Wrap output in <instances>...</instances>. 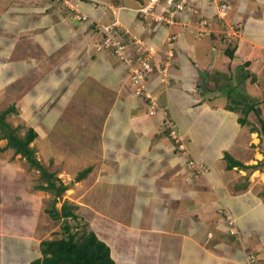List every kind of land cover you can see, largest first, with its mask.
<instances>
[{
  "label": "crops",
  "instance_id": "0c3cea01",
  "mask_svg": "<svg viewBox=\"0 0 264 264\" xmlns=\"http://www.w3.org/2000/svg\"><path fill=\"white\" fill-rule=\"evenodd\" d=\"M79 1L73 0L70 10L69 6L58 8L55 0H0V85L22 78L26 68L36 69L37 57L46 61L55 53L54 63L44 61L46 73L39 78L40 84L28 90L32 104L44 107L34 113L39 123L31 127L37 133L33 147L42 142L48 153L58 135L57 126L68 119L61 117V107L82 106L85 101L101 107L103 129L96 147L100 158L94 163L99 165L91 168L102 169L92 178L97 176L94 187L103 195L97 201L94 198L97 205L89 213L91 219H105L100 234L106 233L104 242L115 264H264V196L258 192L263 182L259 183L258 171L252 175L236 167L228 170L223 160L224 153H229L246 166L257 164L254 152L247 155L253 133L238 123L236 112L225 109L228 102L218 101L224 94L213 93L214 88L200 90L206 74L226 75L240 53L235 47L233 59L225 51L221 54L219 45L228 23L241 29L239 39L246 42L241 54L249 63L248 73L256 72L257 58L264 64V18L255 19L253 27L239 10L230 19L235 7L229 0H224L228 7L223 18L209 0H191L189 13L172 25L124 10L119 15L120 29L151 50L154 64L171 61L169 84L160 82L157 66L148 78V88L157 94L164 113L150 115L146 105L133 97L124 67L101 47V36L92 26L98 21L113 23L115 6L141 4ZM237 1L243 8L245 1L233 2ZM78 14L88 20L78 19ZM204 20L209 33L204 29L198 36ZM242 74H237L238 80ZM255 75V83H261L262 77ZM84 91L91 93L90 99H80ZM77 114L68 117L79 122L81 113ZM164 117L176 125L188 155L176 151L163 130ZM190 160L202 165L205 174H195L187 164ZM24 162L0 138V247L7 244L0 248V264H25L41 257L44 229L39 223L42 199L48 194L34 190L35 177H27L30 171L26 172ZM224 212L236 218L241 238L227 232ZM122 217H127L124 222L116 219Z\"/></svg>",
  "mask_w": 264,
  "mask_h": 264
},
{
  "label": "rangeland",
  "instance_id": "374dc122",
  "mask_svg": "<svg viewBox=\"0 0 264 264\" xmlns=\"http://www.w3.org/2000/svg\"><path fill=\"white\" fill-rule=\"evenodd\" d=\"M55 1H56L55 5L58 8L59 7L60 8H66L67 6H69L70 10L72 9V7H74V4H75L73 2V0H55ZM74 1L77 3V1H79V0H74ZM97 1L98 2H104L105 0H97ZM233 1L234 0H229V2L234 4V7H235L232 14L230 15V19H234L235 18L234 15L237 14L239 10L242 11L241 18L244 19L245 22L250 21L249 23H251V24H253L255 19H257V18L258 19L264 18V0H242V1H245L243 3V4H245V5H243V8H240L242 4L239 5L238 1H237V3H235L236 0H235V2H233ZM48 2H51V0H48ZM218 2L219 1L216 0V4ZM144 3H145V0H143L142 3L139 2V4H141V5H143ZM141 5H139V6H141ZM224 5L228 7L227 3H225ZM120 8L118 6L114 7V10H116L115 16L117 17V19L113 22L112 25L118 26L119 24L118 23L116 24V22H118V20L120 19L119 15H121V13L124 12V10L127 11L130 9V8L124 7V5H121ZM131 9H134V8H131ZM132 11H130V12H132ZM161 15H163L165 18L169 19L170 12L168 13L167 11H164V12L162 11ZM225 15H226V13H225ZM77 18L88 20V17L86 15L78 14ZM227 18H229V17H227ZM230 19L228 20L229 22H230ZM159 23H163L164 25H168L166 22H163V21H161ZM184 23H186V22L184 20H181L179 24H182V26H184ZM243 24H244V21H241V25H243ZM97 25L100 26L103 24L98 21ZM108 25H110V24H108ZM227 25H228V27H226V29L223 31V34H222V40H223V41H221L222 44L219 45V46H221V50H220L221 54H223L225 50H227V49L231 50L234 47H237V50L239 48L240 53L238 55H235L236 56L235 63L233 64L234 66H232V68H231L232 72L229 71V73H228V71H227L226 75L225 74L222 75L221 73H219L218 75H215L214 72L210 73L209 75L206 74L205 75L206 81L203 82L204 79H203V81L201 80L202 85H200V88H201L200 90L206 91L210 88L220 89V91L222 90L223 92L222 91L218 92L217 90H215L213 93L224 94V99H219L218 101H220V102L226 101L231 106H236V104L233 101H236L237 103L240 102L242 104L250 103V102L251 103H258V109L260 110V116L264 120V64L262 63V58L256 59V61L258 60L259 65H257L255 67V71L262 77V79H259V81H262V82L259 84H258V82H256V83L251 82L252 75L253 74L255 75V73H256V72L251 71V70H249V71H251L253 74H250L251 73L250 72L249 73L250 77L248 78L251 83L249 82V80L246 82H239L240 79L238 80L237 74H242L243 71H245V70L248 72L246 67H242V65L244 63H246L245 61H247L246 60L247 58H246V56L243 57V55L241 54L242 53L241 49L244 48L246 42L242 41L241 38L239 39V37H241L242 33H241V29L239 27H237V25H229V23ZM255 25L256 24H253V27ZM262 27L264 28V26H262ZM207 28L208 27L206 26L204 29H207ZM94 31H95V29H94ZM89 32H91V31H89ZM71 33L77 34L78 30H72ZM118 33L120 34V31L117 30L116 34H118ZM206 33H209V29H207ZM99 34H100V36H102L101 33H99ZM197 34L199 36V34H202V33L197 32ZM101 39H102V37H101ZM123 40H124V42H126L127 39L123 38ZM16 47H18V44ZM105 49L109 50L112 53L110 48H105ZM44 54H46V53H44ZM54 54L55 53H52L51 56H53ZM20 55L22 56V58H25L26 52H24V54L21 53ZM147 55H148V53H147ZM239 55L241 56L240 60H238V58H237V56H239ZM51 56L48 57L46 59V61L45 60L44 61L48 62L49 64L54 63L53 60L51 59ZM37 59L40 62H39V65L36 67V69L27 71L28 68H26L25 73H23V75H20L22 78H19L15 82L8 83L5 87L0 85L2 87V88H0V111H4L10 107L14 108V113L9 114L6 117V121H7V123H10L14 129H16L17 127L19 128L17 131L19 136H23L24 133L27 131V129L31 128L33 124L39 123V122H36V120H35L36 117H34V113H35V111H41V109L44 108L43 106H39V105L34 106L32 104V100H31L33 98V96L30 93H28V90H30L29 88H33L35 85L40 84L39 78L44 77L45 75H43V74L46 73V71L44 72V70L46 68H45L43 59L38 58V57H37ZM241 61H242V63H241ZM168 62H169V67H170V62H171L170 59H166L164 61V63H168ZM237 62H239L240 64L235 65ZM160 64H162V63H159L158 65H160ZM153 65L155 66L154 63H153ZM50 67H51V69L53 68V66H51V65H50ZM125 73H126L127 79L129 80L126 71H125ZM167 75H168V72H167ZM229 76L231 77L230 80L227 79V77H229ZM255 76L257 77V80H258L259 76L258 75H255ZM203 78H205V77H203ZM161 79H162V77H161ZM165 79H167V80H165L163 84H166V85L169 84L170 83V77L167 76V78H165ZM147 83H148V81H147ZM148 93L154 99V107L162 109L159 105L157 94L149 88H148ZM132 95H133V97H136V94L133 90H132ZM87 97L90 99L91 93L89 91H88V93H86L84 91V93H82L80 99H84ZM136 98H138V97H136ZM140 100L142 101V103H145L143 99H140ZM84 104L85 105H82V106H80V105L75 106V105L69 104L66 107L64 106V107L60 108V111L62 114L61 117L65 116L68 118L65 120V122H62L61 125L57 126V134L58 135H59V133H61V134L59 136L56 134L57 137L54 139V141L52 143L53 147H52L51 151H49L50 153H48V149H47V151L44 152L45 149H43L42 142L40 144H36V146H35L36 157L41 162V164L45 168H47V170L49 172H55L57 174V177L59 179H61L62 183L70 186V189L68 191H66V193H65L64 199H66L70 203L77 205L76 213L79 216H85L86 217L85 219L87 221L89 219L88 229L95 232L99 239H101L102 241H105L106 240L105 238L107 237L106 233L100 234V232L105 229V219H103V218L90 219V215H89V212H90L89 209L91 208V206L94 205V207H92V208H95V206L97 205V203L94 204V200L96 199V201H97V199H99V196L101 197V195H103V193H101L100 191L98 192L97 187H94V182H95L97 176L92 178V176H94L95 174L100 175V172L102 171V169L91 168V171L84 178H82L80 181H76V176L81 170L88 168V167H92V165L98 166L99 164L95 165L94 163H96V161H98L100 158L99 154L97 153L96 147L98 145V137L99 136L101 137V132L103 129V122L100 121V117L102 115V113L100 111H102V109H101V107H98L96 105L91 106V104L86 102V101ZM98 108H99V110H98ZM146 108L150 111L149 108H151V107L149 105L148 106L146 105ZM78 112L81 113V116H78L79 122H76L75 120L72 121L71 119H69V117H68L69 114L74 113V114L78 115L77 114ZM90 113L93 114L92 117H91ZM156 113H159V111H156ZM237 114L240 117L241 114H239V113H237ZM58 116L59 115L57 113L56 118ZM248 120H249L251 125L244 126L248 130V132H250L251 126L256 127L257 131H259L260 125L257 121V118L255 117V115L253 113H251L249 115ZM71 122H73V123H71ZM40 124H42V123H40ZM52 144L50 143L49 146H52ZM33 145H34V141L30 144V146L33 147ZM61 148H63V152L60 151ZM248 148H249V151H248L247 155H250V154H252V152H254L256 154L255 155V161L258 162L257 164H259V163L261 164L259 167H257L256 170H249L248 172H250L249 174L253 175L255 171H258V172H256V174L259 173L257 175L259 183L263 182V184L258 185V192L260 195L262 194V196H264V141H263V137H262V134L260 131L258 133L255 132L252 134V139L250 142V146H248ZM183 154L184 153H181V155H183ZM242 155L243 154H240V157ZM21 160L25 161L20 156V161ZM24 165H25V168L28 170L26 172L30 171V174H28L27 177L28 176H34L35 177L34 183L32 185V187H34L38 183L39 173L35 169H31L26 162H24ZM254 165H256V164H254ZM252 175H250V176H252ZM246 179H247V177H246ZM242 184H246V183L242 182ZM49 199H50V197L48 195H47V198L42 199V204H43L44 208L47 206ZM59 206H60V204L58 203V207ZM112 214H116V215H120V216H127L128 215V214L126 215V214L118 213V212H115ZM230 216H231V219H234V224H235L236 218L232 215H230ZM126 218L127 217L116 218V219H119V220L124 222L126 220ZM40 219H41V221L39 223V226L42 229H44L43 235L41 238L42 241L43 240H50L54 237H57L58 234L60 233L59 232L60 231V228H59L60 224L52 222L47 217L46 213H43V212L40 216ZM98 219H100V221L102 222V227H101V222ZM133 220H134V218L132 217L131 222ZM225 226H226V228H229V226H230V222L228 223L227 219L225 220ZM230 228L232 229V226H230ZM80 229L81 228L78 226V228L76 230L79 231ZM227 232H229L228 229H227ZM232 235H234V233H232ZM141 241L142 240H139V242H141ZM113 242H115V241L111 240L110 245L114 247V251L116 253H119L120 252L119 248H118L119 246H116V244H115L116 242L115 243H113ZM4 245H7V244H1L0 248L2 249Z\"/></svg>",
  "mask_w": 264,
  "mask_h": 264
},
{
  "label": "trees",
  "instance_id": "16d2710c",
  "mask_svg": "<svg viewBox=\"0 0 264 264\" xmlns=\"http://www.w3.org/2000/svg\"><path fill=\"white\" fill-rule=\"evenodd\" d=\"M118 0H115L117 2ZM142 3L143 0H133ZM213 6L218 7L224 5L226 1L209 0ZM142 17V16H141ZM222 21V20H221ZM93 28L96 32L99 31L96 28V23H93ZM116 31L123 33L124 30L120 27H115ZM199 33V31H198ZM127 38V36H125ZM235 47L231 50H225V55L230 59L234 58ZM249 63L246 62L242 67H248ZM244 71L240 77V82H245L250 74ZM230 76L227 77L230 80ZM251 82H255V77L252 76ZM221 92L220 89L214 88L212 90ZM210 92V89H208ZM223 92V91H222ZM236 106L226 105L225 109L231 112L241 114L238 118V123L243 127L251 125L248 117L251 113L255 115L260 125L259 131L262 134L264 141V120L260 116V110L258 109V103H237L233 101ZM14 113V108L10 107L4 111H0V138L7 141V148H11L15 155H20L21 158L29 165L31 169H35L39 173L38 183L34 186V190H39L47 193L50 196L47 206L43 209L47 217L54 223L60 224V233L57 237L50 240H43L40 243L39 259L33 260L25 264H115L111 257L110 247L92 230L88 229V221L85 216H79L76 213L77 205L70 203L64 199L66 191L70 189L69 185L62 183L61 179L57 177L55 172H49L36 157V150L31 147L30 144L36 139L37 133L33 128L27 129L23 136H19L17 131L18 127L14 129L10 123H7L6 117ZM164 130V129H163ZM168 135L167 131L164 130ZM256 127L251 126L250 132L255 133ZM179 154L183 153L180 150H176ZM183 155H188L183 154ZM223 160L226 163V169L231 170L238 168L242 170H256L261 164L256 165H244L242 162L233 158L229 153H224ZM193 163V164H190ZM187 164L194 170L195 174H201L197 165L199 163L194 160H190ZM202 166V165H201ZM91 171V167L81 170L77 176L76 181H80ZM245 187V186H244ZM246 188V187H245ZM58 203L60 206L58 207ZM225 213V212H224ZM222 213L223 218H225ZM90 215V213H89ZM91 217V216H90ZM89 218V217H88ZM91 219V218H90ZM78 226L81 228L79 231L76 229ZM229 233V232H228ZM236 238L234 235H230Z\"/></svg>",
  "mask_w": 264,
  "mask_h": 264
},
{
  "label": "built area",
  "instance_id": "2783aa9c",
  "mask_svg": "<svg viewBox=\"0 0 264 264\" xmlns=\"http://www.w3.org/2000/svg\"><path fill=\"white\" fill-rule=\"evenodd\" d=\"M191 0H145V3L138 8L129 9V11L134 12L136 15L142 16L144 19L150 18L156 22H166L168 25H172L177 22V18L180 17L184 19V15L188 14L190 11ZM227 6L221 5L216 7V15L219 17H224L226 13ZM121 9V8H120ZM162 11L170 12L169 19L161 15ZM118 22H116L117 24ZM103 24L98 26L96 23V28L101 33L102 37V48H110L112 54L124 67V70L127 72L129 82L133 88V91L136 94V97L144 100L145 105H149L151 108L149 111L150 115H154L156 111L162 112V109L154 107V99L148 93V78L154 71V68L157 66V71L160 73L162 79L161 83H164L165 78H167L168 72V63H162L160 65H153L151 50L144 47L141 41L137 39L130 38L126 31L123 33L116 34L115 25ZM207 21H201L199 23L200 28H198L199 33H203L204 28L206 27ZM118 27V26H117ZM127 36V38L125 37ZM123 38L127 39L124 42ZM148 53V55H147ZM163 129L167 131L168 137L172 140V143L176 150L182 151L184 154H187L188 149L184 142L183 137L178 132L174 122L168 117L163 118ZM193 164V163H190ZM201 174L204 173V169L201 165H197ZM225 220L230 222L229 226L230 233H234L239 237V233L235 229L234 219H231L232 214L225 212Z\"/></svg>",
  "mask_w": 264,
  "mask_h": 264
},
{
  "label": "clouds",
  "instance_id": "9594fccd",
  "mask_svg": "<svg viewBox=\"0 0 264 264\" xmlns=\"http://www.w3.org/2000/svg\"><path fill=\"white\" fill-rule=\"evenodd\" d=\"M231 214V213H230ZM224 220H225V218H224ZM228 229V231H229V228H227ZM235 229H236V223H235ZM237 230V229H236ZM238 233H239V231H237ZM229 234H231L230 233V231H229ZM232 235V234H231ZM235 236V235H234ZM236 238H240L241 237V235H240V233H239V237H237V236H235Z\"/></svg>",
  "mask_w": 264,
  "mask_h": 264
}]
</instances>
